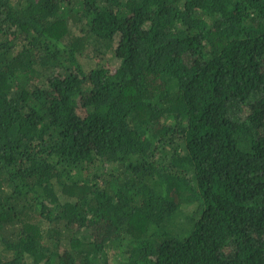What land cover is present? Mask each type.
<instances>
[{"label":"trees","instance_id":"1","mask_svg":"<svg viewBox=\"0 0 264 264\" xmlns=\"http://www.w3.org/2000/svg\"><path fill=\"white\" fill-rule=\"evenodd\" d=\"M0 264H264V0H0Z\"/></svg>","mask_w":264,"mask_h":264}]
</instances>
